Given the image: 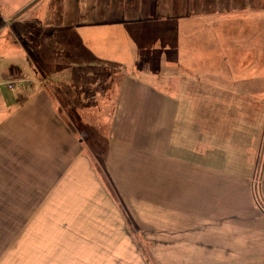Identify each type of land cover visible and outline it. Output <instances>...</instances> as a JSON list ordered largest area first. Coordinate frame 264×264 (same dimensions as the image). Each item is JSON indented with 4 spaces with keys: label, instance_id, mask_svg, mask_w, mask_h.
I'll list each match as a JSON object with an SVG mask.
<instances>
[{
    "label": "crops",
    "instance_id": "obj_1",
    "mask_svg": "<svg viewBox=\"0 0 264 264\" xmlns=\"http://www.w3.org/2000/svg\"><path fill=\"white\" fill-rule=\"evenodd\" d=\"M164 1L136 0L132 5V0H79L75 25L69 28L83 30L82 36L59 37L61 43L52 54L40 46L48 61L58 58L55 65L59 68L47 71L40 61H33L28 71L17 66L16 72L2 73L28 79L32 85L18 84L13 91L4 86L8 94L0 86V264H97L100 259L92 254L70 252L83 251L84 244L70 243L69 235L115 234L120 218L121 232L127 231L117 194L106 182L110 178L117 186L132 185L127 180L136 170L141 171L138 165L144 161L140 159L143 154L173 165L169 171L206 164V180L219 182L216 194L221 198L222 245L226 238V245L238 238L246 242L243 230L257 232L260 224L264 225V0H174L171 9L175 13L167 21L171 22L172 42L183 41V46L176 45L171 51L170 71L154 68L150 72L161 76L164 84L156 78L150 83L133 76L140 70L138 62L130 66L107 57H119V49L130 52V57L149 56L151 52L136 53L143 48L167 59L163 52L170 50L163 47L169 46H162L160 35L166 14L150 17L159 19L144 25L140 20L150 18L125 17L114 10H161ZM182 8L185 12L177 14ZM61 10V18L69 16L71 6L62 3ZM104 10L110 14L103 15ZM234 20L235 30L230 23ZM250 21L253 23L246 25ZM50 31L48 41H54L57 34ZM118 33L122 35L116 36ZM223 37L232 42L235 38L239 47L251 37L243 65H229L230 53L222 44ZM108 50L110 54H106ZM20 52L21 61L32 59L31 50ZM237 53L233 55L239 58ZM83 68L90 75L107 68L110 75L122 73L127 80L119 89L112 78L109 84L115 117L111 148L116 136L124 164L121 180L109 164L106 173L99 164L94 167L77 130L63 116L62 104L57 107L47 92V83L53 81L62 91L67 90L65 84L81 88L78 72ZM86 85L96 89V84ZM167 87L172 93L165 92ZM89 98L96 100L97 95ZM200 107L207 109L198 111ZM197 135L205 148L204 161H199ZM131 140L139 148L136 159L128 152ZM113 154L111 149L110 156ZM204 187V194L198 196L210 190L209 184ZM39 221L44 224L38 225ZM194 227H173L172 233L183 243L195 236ZM255 242L254 236L248 250L253 251V264H262ZM98 244L88 243V250H99ZM101 258L104 264L122 261L115 256L108 262L110 257Z\"/></svg>",
    "mask_w": 264,
    "mask_h": 264
},
{
    "label": "rangeland",
    "instance_id": "obj_2",
    "mask_svg": "<svg viewBox=\"0 0 264 264\" xmlns=\"http://www.w3.org/2000/svg\"><path fill=\"white\" fill-rule=\"evenodd\" d=\"M126 1L129 2L130 0ZM173 1L165 0L162 2L159 5L161 10H114V12L120 13L122 16L126 14L125 17L139 15L150 18L166 14L164 17V20H166L165 26L160 35L163 41L162 46H169L163 47L170 50L163 52V58L167 59H162L161 54L156 51H145L143 48L138 49L136 53L141 55L151 52V54L147 57H130V52L125 51V49H119L117 50L119 57H107V59L117 63H126L130 66H134L138 62L140 70L135 72L136 74L138 73L137 75L133 74L135 78L150 83L153 82L152 78H156L157 82L164 84L161 76L150 72L154 68L170 71L173 67L171 51L176 45L183 46V41L172 42L171 22L167 21L171 20L172 12L175 13L171 9ZM178 1L180 0H175L174 3ZM135 2L136 0H132V5ZM62 3H68L71 6V10L68 11L69 16L63 18H61L60 14ZM186 3L187 6L188 4L190 6V2L186 1ZM78 4L79 0H0V79L8 80V77H5L2 73L10 70L16 72L15 67L17 66H21L19 70L28 71V66L33 61H40V66L43 68L47 67V71L50 68H59L55 65L58 58H51L48 61L43 55L45 48L43 49L42 47L41 49L40 46L44 45L46 50L52 54L54 47L59 46L61 43L59 37L65 35L74 39V37L82 36L83 30L69 28L75 25L73 21L77 13L75 8ZM74 5L76 6L74 7ZM115 6L117 7L118 3ZM101 12L105 16L110 14L109 10ZM176 12L177 14H183L185 11L182 8V10ZM189 12L193 11L189 9ZM168 14L171 15L169 16ZM155 19L159 18L142 19L140 21L145 25L146 21ZM230 23L235 30L237 21H230ZM251 23L253 22H246V25ZM50 30H54L57 34V38L54 41H48L47 36H52ZM115 35L120 36L122 34L118 33ZM33 39L35 42L32 41ZM44 39L46 40L43 41ZM233 39V42L230 38L226 40L223 37L222 39V44L225 49L228 48L230 53V57H228L229 65H243L244 54L248 51V47L251 44V37H246L240 47L236 43V39ZM144 44L148 45L151 43ZM32 45H35L34 49H32ZM30 50L32 59L27 57L24 61H21L22 52L20 51ZM236 51H238L237 56L239 58L233 55ZM106 54H110V51L108 50ZM169 56L170 58H168ZM262 67H264V64H262ZM107 68H102L95 75L86 74L87 70L84 68L82 70L85 72H78L82 76L80 83L85 85V87L82 85L81 88L71 89L65 84L64 86L67 87V90L62 91L59 86H56L57 82L53 81L54 83H47V92L53 98L57 107L62 104L61 111L63 116L68 119L72 128L77 130L76 134H78L79 139L84 144L85 154L92 158L94 167L99 164L103 171L107 172L109 164L116 177L119 178L118 180H121L123 177L121 175V167L124 164L122 153L117 148L116 136L113 137L114 145L111 148L112 134L114 133L113 119L115 117L112 113V101L109 97V84L112 78L115 80L114 87L119 89L127 80L122 73L116 77L113 76V73L110 75L111 71ZM90 69H95V67H90ZM60 70H63V68L61 67ZM79 75L77 76L78 78ZM53 78L51 77L50 79ZM86 84H96V89H93L94 86ZM262 86L264 87V76L262 78ZM5 88L3 86L2 89H4V93L8 94ZM167 89L169 90H165V92L169 91L172 93L171 88L167 87ZM93 93L97 95L96 100L89 98ZM200 108L202 110L198 111L207 109H204L205 107ZM199 113L203 114V112ZM196 139L198 151L200 152L199 161H201V158L204 161L205 148L199 135H197ZM136 143L131 140V144L127 146L129 148L128 152L131 153L133 158H135L136 152L139 151ZM216 143H219V141H216ZM111 149L114 151L112 156H110ZM140 159L144 160V163L142 162L138 165L142 167V172L136 170L135 174L127 180L132 185L126 183L117 186L109 177L110 182L107 181L109 188L117 194V200L121 206L120 209L122 208L121 210L126 217L125 226L129 230L121 232L124 226L118 212V218L120 219H118L117 232L115 234H70V243L83 242L84 244L83 251L74 250L70 252H75L79 256L92 254L95 258L97 257V260L100 259L97 264H104V260L101 257H110L107 260L108 262L114 256L122 260L118 261L117 264H253V261H255L253 259V251L248 250V245L249 243L251 244L255 236L254 250L257 253V257H260V261L262 260V264H264V225L260 224L257 232H254L252 228L251 230H243L245 239H248L246 242L238 238L239 240L226 245V238L222 245L220 224L222 213H220L221 198L216 194L219 182L213 180L210 183L206 180L205 163H200L204 166L196 165L191 170L184 168L169 171L170 168H173V165L159 163L156 156L143 154ZM133 165L135 166V164ZM143 173L144 176L141 177ZM205 183L209 184L210 190L203 195L204 197L198 196L199 192L204 194ZM194 190L196 194L193 193ZM42 221L37 224L41 226L44 224ZM192 225L195 226L193 229L195 236H192L194 238L191 237L188 241L178 243L176 240L178 237L172 233L173 227L177 230H182L186 226ZM245 228L249 227L246 226ZM204 230L206 233H202ZM97 242H99V250H88V243ZM175 245L176 247H173ZM225 245L226 247L224 248Z\"/></svg>",
    "mask_w": 264,
    "mask_h": 264
},
{
    "label": "built area",
    "instance_id": "obj_3",
    "mask_svg": "<svg viewBox=\"0 0 264 264\" xmlns=\"http://www.w3.org/2000/svg\"><path fill=\"white\" fill-rule=\"evenodd\" d=\"M32 85L31 81L28 79H13L8 78V80H1L0 79V86H6L9 90L13 91L16 85Z\"/></svg>",
    "mask_w": 264,
    "mask_h": 264
},
{
    "label": "trees",
    "instance_id": "obj_4",
    "mask_svg": "<svg viewBox=\"0 0 264 264\" xmlns=\"http://www.w3.org/2000/svg\"><path fill=\"white\" fill-rule=\"evenodd\" d=\"M5 77H7V76H5ZM9 78V77H8ZM18 79V78H17ZM107 183V182H106ZM107 185H109L108 183H107ZM109 187V186H108ZM110 191L113 193V194H115L114 192H113V190H111V188H110Z\"/></svg>",
    "mask_w": 264,
    "mask_h": 264
}]
</instances>
